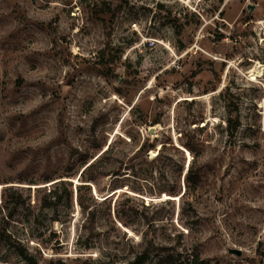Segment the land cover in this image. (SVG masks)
<instances>
[{"label":"rangeland","instance_id":"rangeland-1","mask_svg":"<svg viewBox=\"0 0 264 264\" xmlns=\"http://www.w3.org/2000/svg\"><path fill=\"white\" fill-rule=\"evenodd\" d=\"M10 188L0 264H264V0H0Z\"/></svg>","mask_w":264,"mask_h":264},{"label":"trees","instance_id":"trees-1","mask_svg":"<svg viewBox=\"0 0 264 264\" xmlns=\"http://www.w3.org/2000/svg\"><path fill=\"white\" fill-rule=\"evenodd\" d=\"M187 148L192 151V149H191V147L189 145H187ZM88 158H89V155H84L82 157L83 162L86 163L87 162L86 160ZM193 163L189 167L186 180H187L188 184L191 185L192 190L195 191L196 190V186L198 185L199 177L196 174H193V172H192ZM98 166H99V161H94L91 164H89L84 169V171L82 172L81 177H83V180L84 181L96 182V180L98 178V173H96L97 172L96 170L98 169ZM63 184H67V183H63ZM81 188H86V187L81 186V185L78 186V192L79 193H80V189ZM67 196H68V198H67L68 203L70 204V202H71V193H69ZM77 199H78V202H79L80 206H82V204H83L82 196L79 195ZM61 200H62V196L61 195H57L55 193L48 194L47 195V201L45 202V205H44V202H43V207H49L51 204H53V203L56 204V203L60 202ZM10 202H12L15 207H17L18 205H20L23 202L22 194L19 191L11 189V188L10 189H4L3 192H2L1 199H0V203H3V207H4L5 205H7ZM16 248H17L19 254L22 257H24L27 261H29V264H36V261H35V259L33 257H28L26 255L23 247H21L19 242H17ZM147 254L148 253L145 251L141 255L137 256L135 258V260H133V261H131L129 263H126V264H143L148 258ZM165 260L164 261H159L156 264H208L207 261L202 259L198 254L189 255L187 257V259H185L183 261H179V260L175 261L172 258H167Z\"/></svg>","mask_w":264,"mask_h":264},{"label":"water","instance_id":"water-1","mask_svg":"<svg viewBox=\"0 0 264 264\" xmlns=\"http://www.w3.org/2000/svg\"><path fill=\"white\" fill-rule=\"evenodd\" d=\"M253 5H248V8H252ZM230 252L240 255L241 251L239 249H231Z\"/></svg>","mask_w":264,"mask_h":264}]
</instances>
